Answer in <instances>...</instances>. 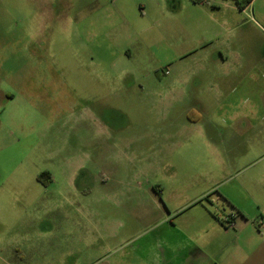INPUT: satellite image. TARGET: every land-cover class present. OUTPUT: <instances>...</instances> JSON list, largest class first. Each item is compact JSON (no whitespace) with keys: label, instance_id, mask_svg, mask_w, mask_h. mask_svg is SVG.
Here are the masks:
<instances>
[{"label":"rangeland","instance_id":"374dc122","mask_svg":"<svg viewBox=\"0 0 264 264\" xmlns=\"http://www.w3.org/2000/svg\"><path fill=\"white\" fill-rule=\"evenodd\" d=\"M169 1L0 0V264H125L237 211L264 232V0H206L231 24L202 48Z\"/></svg>","mask_w":264,"mask_h":264},{"label":"crops","instance_id":"0c3cea01","mask_svg":"<svg viewBox=\"0 0 264 264\" xmlns=\"http://www.w3.org/2000/svg\"><path fill=\"white\" fill-rule=\"evenodd\" d=\"M169 2L164 30L171 38L181 34L190 36L198 39V46L202 48L212 41H219L224 34L223 24H231L229 20L219 21L220 10L214 6L212 9L206 6V0H170ZM230 9L236 11L233 6H230ZM218 51V56L213 58L217 61L223 76L218 88L235 92L240 84L235 82L236 77L233 73L236 69L232 67L238 64L242 55L235 51ZM238 66L237 70L240 69V65ZM211 70H207L208 74ZM228 100L231 101V98ZM243 101L250 102V96L246 94ZM255 112L254 107L253 110L244 112L243 116L252 117ZM199 202L201 200L197 203ZM230 213L219 218L203 217L198 228L193 227L195 223H192L190 228L182 232L185 234L184 242L172 243L169 247H164L162 252L153 250L145 258L127 261L125 264H264V232L257 230L255 232L253 228L256 227V222L251 221L248 214L243 211L234 213L231 225H223L221 219L226 218L227 215L229 217ZM261 217L264 226V216ZM166 252L167 259L162 260L161 255Z\"/></svg>","mask_w":264,"mask_h":264},{"label":"flooded vegetation","instance_id":"af4514ba","mask_svg":"<svg viewBox=\"0 0 264 264\" xmlns=\"http://www.w3.org/2000/svg\"><path fill=\"white\" fill-rule=\"evenodd\" d=\"M43 174H44L45 176H47L48 181L51 182V176H50V173L47 172V171H45V172H43L41 175H43Z\"/></svg>","mask_w":264,"mask_h":264},{"label":"trees","instance_id":"16d2710c","mask_svg":"<svg viewBox=\"0 0 264 264\" xmlns=\"http://www.w3.org/2000/svg\"><path fill=\"white\" fill-rule=\"evenodd\" d=\"M249 1H250V0H249ZM41 177H46V178H47V176H45L44 174H43V175H41ZM47 179H48V178H47ZM47 179H46V180H47ZM43 183H44V182H43Z\"/></svg>","mask_w":264,"mask_h":264},{"label":"built area","instance_id":"2783aa9c","mask_svg":"<svg viewBox=\"0 0 264 264\" xmlns=\"http://www.w3.org/2000/svg\"><path fill=\"white\" fill-rule=\"evenodd\" d=\"M167 73H168V72H167ZM232 217H233V216L231 215L230 218L232 219ZM230 223H231V222H230Z\"/></svg>","mask_w":264,"mask_h":264}]
</instances>
